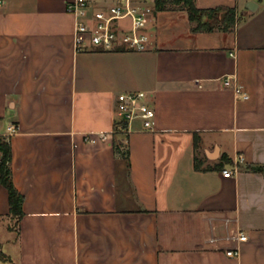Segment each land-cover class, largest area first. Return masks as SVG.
<instances>
[{
	"label": "crops",
	"instance_id": "0c3cea01",
	"mask_svg": "<svg viewBox=\"0 0 264 264\" xmlns=\"http://www.w3.org/2000/svg\"><path fill=\"white\" fill-rule=\"evenodd\" d=\"M67 1L0 9V134L23 194L12 227L0 183V264H264V173L245 168L264 163V0H194L233 7L227 30L135 0L152 6L144 50L77 49ZM135 90L154 128L117 132L116 94Z\"/></svg>",
	"mask_w": 264,
	"mask_h": 264
},
{
	"label": "built area",
	"instance_id": "2783aa9c",
	"mask_svg": "<svg viewBox=\"0 0 264 264\" xmlns=\"http://www.w3.org/2000/svg\"><path fill=\"white\" fill-rule=\"evenodd\" d=\"M3 5L4 0H0V9ZM66 10L74 16L73 37L77 49L124 47L144 50L148 48L149 34L146 27L152 12L149 2L116 0L114 3L89 9V0H68ZM221 83L231 87L237 96H248L242 84L231 74L224 75ZM147 96L146 91L143 90L121 91L116 94L114 122L123 120L126 125L117 126L114 128L115 131H128L133 120H139L142 130L154 128L155 110ZM7 129L13 132L16 127L10 124ZM85 138L95 140V137L89 135ZM222 173L229 175L231 170L224 168ZM238 238L245 239L246 235L240 234ZM226 253L234 255L237 249H228Z\"/></svg>",
	"mask_w": 264,
	"mask_h": 264
},
{
	"label": "trees",
	"instance_id": "16d2710c",
	"mask_svg": "<svg viewBox=\"0 0 264 264\" xmlns=\"http://www.w3.org/2000/svg\"><path fill=\"white\" fill-rule=\"evenodd\" d=\"M156 9L169 6H178L187 11L193 30L232 29L238 19L235 9L229 6L217 5L214 7H198L194 0H153ZM123 120L114 122V128L125 126ZM113 150L128 160V151L119 141H113ZM11 146L10 137L0 134V183L7 189L8 215L17 227L18 220L23 214V194L15 187L11 179ZM246 169L264 173V163H253L245 166ZM3 253L0 250V256Z\"/></svg>",
	"mask_w": 264,
	"mask_h": 264
},
{
	"label": "water",
	"instance_id": "95a60500",
	"mask_svg": "<svg viewBox=\"0 0 264 264\" xmlns=\"http://www.w3.org/2000/svg\"><path fill=\"white\" fill-rule=\"evenodd\" d=\"M253 3H254L253 0H248L247 3H246V7H247L249 10H254Z\"/></svg>",
	"mask_w": 264,
	"mask_h": 264
},
{
	"label": "rangeland",
	"instance_id": "374dc122",
	"mask_svg": "<svg viewBox=\"0 0 264 264\" xmlns=\"http://www.w3.org/2000/svg\"><path fill=\"white\" fill-rule=\"evenodd\" d=\"M11 225H12V227H14V222H13V220H11ZM2 231L4 232L5 230H4V229L2 230V229L0 228V234H1ZM0 236H1V235H0Z\"/></svg>",
	"mask_w": 264,
	"mask_h": 264
}]
</instances>
